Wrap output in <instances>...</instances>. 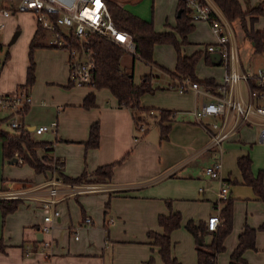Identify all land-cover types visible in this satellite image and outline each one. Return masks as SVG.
Masks as SVG:
<instances>
[{
  "label": "crops",
  "instance_id": "crops-1",
  "mask_svg": "<svg viewBox=\"0 0 264 264\" xmlns=\"http://www.w3.org/2000/svg\"><path fill=\"white\" fill-rule=\"evenodd\" d=\"M140 1L141 0H122L121 4L124 8L134 13L129 8V4H135ZM178 1L179 0H176L177 5ZM206 1L214 7L215 11H217L221 17V20L226 19L213 0ZM240 1L244 9H246L245 0ZM249 2L251 1L249 0ZM135 14L144 19L151 20L140 14ZM0 17L8 16H2L0 14ZM176 18L174 26L176 24ZM261 20H264V16H259L255 22L254 26L255 29L257 28L256 30L264 29V26L259 27L257 25ZM0 22L4 24L1 20ZM195 27L196 24L194 22V29ZM156 30L159 32H173L169 30ZM36 32H38L37 24L36 28L33 26L30 32L31 40ZM231 39L238 51V62L234 64V70L254 74L257 69H253L250 62L254 60L256 54L260 53H254L253 43L248 41L250 46L247 49V45L243 44L244 50L241 56L232 30ZM39 42H41L44 47H50L42 40L41 34ZM60 51V67L65 72V79H59L60 81L56 82L55 85L47 86L45 99L40 98L36 93L32 94L33 85L26 90L31 94L33 103L42 104L43 106L48 104L56 111V120H52L51 122L57 121V126L55 129L52 128L46 131L54 132L55 140L44 139L43 141L53 142V154L64 161L63 172L67 176L77 177L85 169L87 172L92 173L99 166L119 160H121V162L115 166L111 182L97 184L100 187L98 191L70 195L58 203L60 205L63 204V206L61 207V217L57 221L52 232L54 245L51 254L47 255L41 250L35 249V246L39 244L42 238V234L38 230V224L45 214L44 208L39 201L33 199L22 200L18 208L14 212L7 214L5 218H3L0 209V241L3 245V248L0 249V264H106V251L111 250V252H108L109 254H113V261H115L116 252L121 251L124 247L138 248L137 262L140 264H147L151 256L155 259V254H159L158 247L152 244V239L148 237L147 233L150 230L163 232V228L158 223V216L160 214H169L171 211H179L181 214L184 213L186 222L189 219H194L196 222L201 220L207 222L209 216L218 212V210L215 209V203L220 200V197L216 196L214 192L210 190L216 187L217 182H214L213 179L206 174L205 178L208 179V181H192L197 169V165H194V162L207 152H211V156L213 157V149L208 147L210 143L208 132L195 118L194 120L190 115L186 114L187 112L191 113L192 110L190 109L194 107L193 100L191 99L192 96L188 97L190 91L192 92L193 90L183 93L178 91V99L175 100L174 103H170V105L161 102L149 103L145 95L149 93L154 94L156 89H160L159 92L163 93L159 94L160 96H173L177 93L170 90L174 88L171 86L173 79L170 76L174 73V69L170 70L165 68L154 58L155 64L158 65L155 66L159 67L160 71L166 72L168 76L166 85L162 87L158 86L157 88L154 87L153 92L144 94L141 98V106L150 108L157 106L159 109L173 110L175 111V115L165 122V124L170 125L169 130L165 134H162L157 122L158 134H156V136L154 133H149L150 126L142 136H139V134L136 135L138 128L135 123L136 114L134 110L121 105L119 100L108 88H83L84 86H72L70 84L69 54L65 49H60ZM196 51L198 50L196 49L192 53L187 52L184 54L191 55ZM199 51L203 52L202 57L206 62V49H204V51ZM207 53L211 55V52ZM245 55L247 56L244 57ZM130 56L131 58H127L126 61L124 59V65L126 67L132 61L134 72L135 60L137 57ZM242 57H249V61L246 63L242 60ZM206 64L208 63L206 62ZM208 65H212L211 67H218L223 64L214 63ZM230 65L227 67L223 65L225 71L221 75L213 71L214 68H212L205 78H213L216 83L222 84L225 74L231 71L232 66ZM149 71L144 72L142 76L151 74L154 78L155 74L153 70H151V72ZM156 76H159V73L156 74ZM25 78V75L13 77L9 66L7 70L5 69L1 73L0 93L7 94L9 92L18 91L19 86L25 84L26 81H23L26 80ZM242 82L248 89V84L244 80L239 81L235 88L237 93L245 98L241 89ZM136 84L139 83L137 82ZM36 87L37 85L34 86L35 90ZM92 91L95 92L96 104L94 107L87 109L82 106V103L86 95ZM248 97L249 90L245 99H248ZM166 106H171L175 109H170ZM30 109L31 106L27 108L21 117L25 123V116ZM179 110L184 111L182 112ZM177 111L182 112L180 117H178L179 113ZM255 119L258 122L257 124L244 126L245 128L242 127L243 129L241 128L242 130L233 137L232 141L225 142L226 150L221 157V159L224 157L223 179L231 180L238 177L241 180L240 170V175L234 173V170H237L235 163L237 164L239 156L251 154L250 152L243 151L241 145L242 143H245L243 145L248 144L245 140L248 139L247 135L250 132V127H255L253 132H255V135H258L264 126V118L256 117ZM96 121L100 123V144L97 148L86 149L84 142L88 140L90 127ZM28 125L34 127L43 124ZM256 146L257 149L262 152L259 155L260 159H262V157H264V142ZM178 153L181 154L177 155ZM254 154L256 153L253 151V157ZM16 164L18 163L11 164L8 160L4 159L2 144L0 142V198H4L2 193L9 184L13 185L31 179L30 175L32 173H30L29 176H23L21 178L13 177L11 174ZM30 170L33 171L32 168H30ZM261 170L264 174V169L258 167L254 169L255 173ZM226 174H229V176L226 177ZM40 178L42 179L41 174H37L36 178L33 180H38ZM240 184L238 185V183H236L237 193H235L232 188L228 191L229 195L234 198V203L236 197H234L233 194L243 196L240 197L242 199L247 198L251 207L264 208V202L255 197L252 188L248 185V188H246L243 186L245 184ZM206 185H208L207 189L204 187ZM94 200L97 201L100 208L99 221L102 222V225L100 228L86 227L84 238L72 239L69 230L74 222L73 213H75L78 220H83L85 216H88V214L92 213L94 210L92 205ZM116 201L122 202L121 205L123 209H116L118 205ZM110 202H113L112 206ZM168 202H170V206ZM199 203L203 205V210L201 212L196 213V211L187 210L191 206L200 205ZM107 219L109 224L106 223ZM245 223L259 230L256 236V249H249L245 252V258L248 264L250 260L256 256L255 252L261 249L264 251V230L259 229V227L264 224L263 211V218L259 222H248L247 218H245L242 225L240 220H236L233 235L231 238L225 240L227 254L220 255L221 253H219L218 264H229L230 255L238 244V236L242 232ZM172 234L173 233H171V238L174 237V234L173 236ZM186 238L188 242L190 237L187 236ZM172 241L173 256H175L181 264H186L184 259L180 258L176 251L174 252L176 242L173 238ZM205 241L206 243H210L212 241V236L209 235V239ZM29 246L34 249V252L31 254L26 253V249ZM194 249L197 255L196 244L194 245ZM220 256H222V258H220ZM257 260L259 261L257 264H264V252L257 257ZM155 263H157L156 260Z\"/></svg>",
  "mask_w": 264,
  "mask_h": 264
},
{
  "label": "trees",
  "instance_id": "trees-1",
  "mask_svg": "<svg viewBox=\"0 0 264 264\" xmlns=\"http://www.w3.org/2000/svg\"><path fill=\"white\" fill-rule=\"evenodd\" d=\"M213 2L219 7L227 21H240L245 38L253 43L254 53L264 54V29L256 30L254 28L259 16H264V0H259L254 4H251L249 0H245L246 9H244L240 0H213ZM107 4L116 25L120 29L130 32L133 36L136 44V53H129V55L139 57L147 63L154 64L155 45L171 43L177 49L178 54L173 74L184 77L190 76L193 81L199 82L204 86L220 88L221 84L216 83L213 78L199 79L195 74L196 65L203 56L202 51H196L191 55H186L181 51V46L188 43V34L193 31L195 22L192 19V10L186 4L185 0H179L177 5V12L181 10L174 26L177 34L157 31L152 19L147 20L132 13L124 8L117 0H107ZM214 16L216 19H220L216 14ZM40 34V31L36 32L30 42V63L27 69L26 82L19 86V90H28L35 82V60L33 58V52L35 48L43 46L39 42ZM177 35H179L180 40H178ZM90 43L94 49L95 61L92 87L96 89L108 88L119 100L121 105L129 107L132 110L139 109L145 112L152 110L150 107L141 106V98L144 94L154 91L152 85L153 76L151 74H145L142 76L141 83L136 84L133 69H128L122 64L123 57L128 54L127 51L121 46L98 35L92 36ZM205 60L208 64H214L207 51ZM220 63L223 64L222 61ZM250 82L253 89L261 88L256 84L255 79L252 78ZM95 98L94 91L88 93L82 106L87 109L94 107L96 104ZM160 110L162 111L160 114L161 121H158V125L160 126L162 134H165L170 128V125L165 124V121L175 111L169 109ZM137 120L139 119L135 115V123L138 128L139 123ZM1 121L2 119H0V123ZM100 139V123L96 121L90 127L88 140L84 142L86 149L97 148L100 144ZM0 142L5 160H10L14 157L21 158L37 174L43 173L51 167L50 165L54 155L53 142L32 139L25 132L9 133L1 128ZM43 149H46V151ZM57 162L64 167V161L62 159L58 158ZM120 162L121 160L99 166L92 173L87 172L85 169L77 177L67 176L64 174L63 169H61L60 175L64 182L71 184L83 182L97 184L109 183L112 180L115 166ZM237 165L241 172V180L235 179L233 183H242L250 186L255 197L264 202L263 172L255 173L253 171V161L250 154L239 156ZM228 181L231 182L232 180L228 179ZM21 202V199L0 198V209L3 218L7 214L14 212ZM168 204L170 206V202ZM215 209L218 210L221 219L220 225L215 230H209L207 222L203 220L196 222L194 219H189L185 224L186 229L195 238L197 264H218V255L226 249L225 240L233 229L234 198L231 196L220 198L215 203ZM158 223L163 228V232L150 230L147 234L152 239V244L158 247V253L163 264H181L172 254L173 241L171 238V233L181 226V212L171 211L169 214H160L158 216ZM259 229L264 230V224ZM257 231V228L245 223L242 232L238 236V244L230 255L229 264H248L245 258V252L249 249H256ZM207 235L212 236L210 243H206L205 241ZM2 248L3 245L0 241V249ZM147 264L157 263H155L154 257L151 256Z\"/></svg>",
  "mask_w": 264,
  "mask_h": 264
},
{
  "label": "built area",
  "instance_id": "built-area-1",
  "mask_svg": "<svg viewBox=\"0 0 264 264\" xmlns=\"http://www.w3.org/2000/svg\"><path fill=\"white\" fill-rule=\"evenodd\" d=\"M7 5L0 4V14L10 16L16 12H30L34 15L38 31L42 40L53 48L65 49L69 54V81L72 86H92L93 71L95 68L94 49L91 46V37L98 35L108 41L121 46L130 54L136 53V44L130 32L120 29L109 10L107 0H4ZM192 10L193 21L207 20L211 24L212 31L217 38L216 43H210L206 47L207 52H218L221 61L231 71L226 73L219 90L212 92L207 86L193 81L190 76H185L175 88L183 93L189 90L201 93L208 100L201 106L192 110L196 121L208 132L210 136L209 148L215 150L212 163L206 167L205 174L212 179H222L220 198L228 195L227 180L222 177V145L239 133L242 127L257 124L256 117L264 118V68H258L254 74L238 72L234 70V64L238 62V54L233 40L225 34V26L221 19H216L219 14L206 0H185ZM214 13V14H213ZM4 24L0 22V30ZM7 58L0 56V76ZM256 80L259 89H253L250 80ZM244 80L248 84L249 97L245 99L236 91V84ZM32 102L31 94L26 90H18L13 94H0V111H5L7 116L2 120L16 133L25 132L32 139L52 128H56L57 121L50 125L30 127L22 120V115ZM155 110H151V114ZM161 112V110H160ZM175 115V112L172 116ZM264 124V123H263ZM138 129L145 133L144 125H138ZM138 137V136H137ZM259 138L264 142V126L260 130ZM55 163L52 169L47 196H41L35 188H21L16 190L12 184L4 190L2 196L5 199H33L40 201L45 210L42 220L38 224V230L42 234L39 249L45 254H51L54 245L52 232L61 217L58 203L70 195H78L95 192L100 189L97 184H71L64 182L60 176L54 175L63 169V165L57 162L58 157L53 155ZM18 158V157H17ZM18 164H24L18 158ZM45 179V172L40 173ZM53 174V175H52ZM71 189V190H70ZM38 192V193H37ZM112 220V219H111ZM110 220V222H111ZM93 223L91 217L85 216L80 227H89ZM221 223L220 216H209L207 225L209 230H215ZM76 232V231H75ZM78 239V235L74 236ZM34 249L27 247L26 253L31 254Z\"/></svg>",
  "mask_w": 264,
  "mask_h": 264
},
{
  "label": "rangeland",
  "instance_id": "rangeland-1",
  "mask_svg": "<svg viewBox=\"0 0 264 264\" xmlns=\"http://www.w3.org/2000/svg\"><path fill=\"white\" fill-rule=\"evenodd\" d=\"M118 2H122V0H117ZM252 4L258 2L259 0H250ZM0 4L2 6L7 5L6 1L0 0ZM129 8L137 14H140L144 17H147L149 19H153L154 21V26L158 30H169L173 31V33L177 34L176 31L174 30V22L176 18V11H177V4L176 0H141L138 3L135 4H129ZM221 19V17H220ZM0 20L4 22V27L0 30V56L3 58H7L5 66L3 68V71L6 69L11 68L12 76L13 77H18L20 75L25 77L27 76V69L30 63V57H29V51H30V32L32 31L33 26L36 28V20L34 18V15L30 12H16L8 17H0ZM221 22L225 26V34L231 38V30L233 33V37L235 39L236 45L239 48V52H241V56L243 55L242 51L244 50L243 44L247 45V49L250 46V43L248 40L244 37V30L241 26V23L239 20H236L234 22H229L226 19H222ZM196 27L193 29L192 32L188 34V43L183 44L181 46V51L183 53H192L196 49L203 50L206 49L207 45L211 43H216L217 39L216 36L214 35L211 24L207 20H200V21H195ZM259 27L264 26V20H261L259 24H257ZM255 28V26H254ZM231 29V30H230ZM257 29V28H256ZM30 30V31H29ZM16 32H20L19 35L15 40H13V37ZM29 37V38H28ZM178 40H180L179 35H177ZM198 43V44H197ZM208 43V44H207ZM246 50V49H245ZM36 51V52H35ZM60 49L59 48H53V47H37L34 49L33 52V58L35 60V70H36V81L34 82L32 86V94H37L40 98L45 99V91L47 86H53L56 84V82L60 81L59 79H65V72L64 70L60 67ZM238 52V51H237ZM62 55V53H61ZM177 49L175 46L171 43H164V44H157L155 45L154 48V58L158 61L159 64H162L165 68L170 69V70H175V63H176V57H177ZM245 55L244 57H246ZM127 58H131V56L126 54L123 59H122V64L124 65V59L126 61ZM246 63L249 61V57L243 58ZM150 64L142 60L141 58L137 57L135 60V67H134V80L135 83H141L142 79V74L146 71L151 72L153 70L154 72V78L152 79V85L153 87L157 88L162 87L163 85H166V79H167V74L164 71H160L158 65L155 64ZM251 66L253 69H258L260 67L264 68V55L262 54H256L255 58L253 61L250 62ZM154 65V66H150ZM157 65V66H155ZM224 65V64H223ZM218 66V67H211L212 65L206 64L204 61V58L201 57L196 65L195 69V74L199 79L205 78L208 73L213 69V71H216L219 75L223 74L225 71V65L224 66ZM38 68V69H37ZM128 69H133V63L132 61L128 66H126ZM173 70V71H174ZM37 71H38V77H37ZM159 73V76H156V74ZM171 78L173 79L171 86L175 88V86L178 84L176 80L181 81L184 76H180L178 74H171ZM26 79V78H25ZM26 81V80H23ZM154 81V82H153ZM37 85L36 90L34 86ZM204 87V85H202ZM87 87H92V86H84L83 88ZM241 89L243 91V94L246 98L248 89L244 85V83H241ZM171 88L170 90L175 91V95L173 96H160L159 94H163L160 91V89H156L154 94L149 93L146 94V98L148 99L149 103H164L166 105H170V103H174L175 100L178 99V90L175 88ZM212 92L214 93H219V88H212L211 86L208 87ZM75 89V88H74ZM158 91V92H157ZM15 92H9L8 94H13ZM1 94V93H0ZM192 96L191 99L193 100V105L194 107L190 110H194L197 107L201 106L203 102H206L208 98L203 96L201 93L195 92V91H190L188 94V97ZM186 103V102H185ZM46 106H43L42 104H36L33 103V98L32 102L30 104L31 109L26 114L25 120L26 124H36V125H50L52 120H56V111L51 108L48 104H45ZM170 109H175L171 106H166ZM151 109L155 110L153 114H151V110L148 111H141L139 109H134V112L136 114V117L139 119L137 120L139 125H144V127L147 128L150 126V132L151 134H158V129L156 126V123L161 121L160 114V109L157 106L151 107ZM27 110V109H26ZM179 111H184V110H179ZM178 112V111H177ZM182 112H178L180 117L182 115ZM142 114V115H141ZM186 114L190 115L193 119L194 117L191 115V113L187 112ZM173 115V114H172ZM170 115V118L168 117L167 119L170 120L173 116ZM7 116V113L5 111H0V118L3 119L4 117ZM139 116V117H138ZM166 120V121H168ZM195 120V119H194ZM165 121V122H166ZM152 127V128H151ZM0 128L6 132L9 133H16L14 130H12L9 126L8 123L5 120H2L0 123ZM245 128V127H243ZM242 128V129H243ZM241 129V130H242ZM255 127H250V132L248 133V139L245 140L247 141L248 144L243 145L245 143H242L241 147L243 148V151L245 152H250V156L253 161V171L256 167L264 169V157L260 159V154L262 153L260 150L257 149L256 145L262 144L259 138V134L255 135V132H253ZM139 134V136H142L144 134L141 132L139 129L136 131V135ZM55 133L52 131L45 132L43 135H37L35 136V139L37 140H44V139H49V140H55L54 137ZM37 137V138H36ZM231 141L233 140L230 139ZM228 140V141H230ZM46 141V140H45ZM244 141V140H243ZM227 142V141H226ZM254 143V144H253ZM223 152L225 153L226 147H225V142L222 145ZM46 151V149H43ZM42 150V151H43ZM253 151L256 153L254 154L253 157ZM215 150L212 151L213 157L211 156V152H207L204 155L200 156L197 161L194 162V165H197L196 169V174L194 176V179L192 181L194 182H199V180H202L203 182L208 181V179L205 178V169L207 166H209L215 155ZM223 153V154H224ZM181 153H178L179 155ZM228 154V153H227ZM227 156V155H226ZM225 156V159H226ZM178 157V156H177ZM178 159V158H177ZM222 160V164L224 161V157ZM55 163V159L53 157L51 167L47 170H45V179H36L32 178L30 175V178L28 181L25 180L23 182H17L13 184V188L16 190H19L21 188H35L38 190L39 194L41 196H47L48 194V186L47 183L49 179L51 178V173L49 172L53 165ZM235 167H237V170H234L235 174H239V169L238 165L235 163ZM14 170L11 175L15 178H21L23 176H29L30 173L35 172L34 170H30V166L27 164H16L14 166ZM262 171V170H261ZM255 172V171H254ZM260 171L256 172L259 173ZM53 175V174H52ZM57 176H60L62 179V176L59 174L57 171L56 174ZM37 176V175H36ZM229 176V174H226V177ZM222 177H223V168H222ZM264 177V174H263ZM240 180L238 177L235 178ZM235 179H231L232 181L229 182L227 180L228 188H232V190L237 193V185L236 183L232 184ZM63 180V179H62ZM214 182H217L216 187L213 189H210L214 194L218 197L220 196V191L222 188V179L216 178L213 179ZM89 182H83V183H78V184H85ZM92 184H97V183H92ZM240 183H238L239 185ZM243 185V184H240ZM244 187L248 188L247 185H243ZM206 189L208 188V185L204 186ZM10 187L8 186L6 189H9ZM37 192V193H38ZM234 197H236V201L234 203V218H233V229L231 233L227 236L226 240L228 238H231L233 235L234 229H235V224L236 220H240L242 222V225L244 223L245 218H247L248 222H259L263 218V211L264 208H259V207H251L250 202H248L247 198H240L243 196H237L233 194ZM230 196L229 193L227 197ZM74 199V198H72ZM21 200H25L22 198ZM28 200V199H27ZM38 201V200H35ZM40 202V201H39ZM118 202V201H116ZM113 202H110V205L112 206ZM122 202L119 201L118 205L116 206V209H123L122 207ZM200 205L197 206H191L187 210L189 211H196L201 212L203 210V205L202 203H199ZM94 210L92 213H89L88 216L91 217L92 221L94 222L91 224L90 227L93 228H100L102 225V222L99 221V216H100V208L99 205L97 204V201L92 202ZM63 206L58 204V208L61 210V207ZM45 212V210H44ZM74 214V222L72 227L70 228V236L72 239L75 240L74 236L77 234L78 239L79 238H84V232L86 227H80V221ZM102 214V211H101ZM216 214L219 215L217 212ZM110 219L109 217H106ZM108 219L106 220V223H108ZM185 216L184 213H182V223L181 226L177 229H175L172 233L174 234L173 240L176 242L174 252L180 256V258L184 259L186 264L189 263H195L197 261V255L194 249L195 245V238L193 235L190 234V232L186 229L185 227ZM109 224V223H108ZM76 231V232H75ZM259 231V230H258ZM261 231V230H260ZM263 232V231H261ZM172 234V236H173ZM187 236L190 237V240L187 242ZM209 239V235L205 237V240ZM227 247V245H226ZM261 249V248H260ZM111 252V250H108ZM106 251L105 253V259H106V264H140L137 262V254H138V248L136 247H124L121 251L116 252V258L115 261H113V254H109V252ZM264 252L262 249L255 252L256 256L250 260L249 264H257L259 261L257 260V257L260 256ZM227 254V249H225L223 252H221L220 255ZM222 258V256H220ZM219 259V257H218ZM155 260L158 264H162V260L159 254H155ZM143 263V262H142ZM146 264V263H143Z\"/></svg>",
  "mask_w": 264,
  "mask_h": 264
},
{
  "label": "water",
  "instance_id": "water-1",
  "mask_svg": "<svg viewBox=\"0 0 264 264\" xmlns=\"http://www.w3.org/2000/svg\"><path fill=\"white\" fill-rule=\"evenodd\" d=\"M180 13H181V10H179V11L177 12V16H179ZM19 33H20V32H16V33H15V35H14V37H13V40H15V39L17 38V36L19 35ZM210 56H211V58H212V60H213L214 63H220V62H221V55H220V53H218V52H214V53H211ZM8 162L11 163V164H13V163H17V162H18V158H17V157H14V158L8 160ZM36 175H37V173H36V172H33V173L31 174V177H32V178H35Z\"/></svg>",
  "mask_w": 264,
  "mask_h": 264
}]
</instances>
